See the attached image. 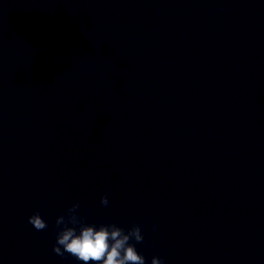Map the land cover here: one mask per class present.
<instances>
[{"label":"clouds","instance_id":"1","mask_svg":"<svg viewBox=\"0 0 264 264\" xmlns=\"http://www.w3.org/2000/svg\"><path fill=\"white\" fill-rule=\"evenodd\" d=\"M100 204L109 205L107 195L100 197ZM79 207L80 202L76 201L66 209V215L56 218L55 224L59 229L53 246L56 255L63 257L67 253L83 264H146L145 257L131 243L144 241L140 225L133 224L125 230L115 223L88 224L77 215ZM28 223L37 231L48 226L39 211L28 217ZM151 264H165V261L162 257L153 256Z\"/></svg>","mask_w":264,"mask_h":264}]
</instances>
